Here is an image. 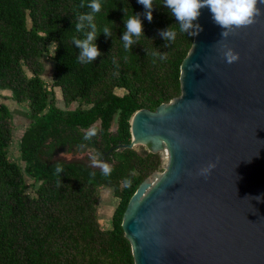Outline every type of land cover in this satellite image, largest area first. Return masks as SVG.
Wrapping results in <instances>:
<instances>
[{
  "label": "trees",
  "instance_id": "trees-1",
  "mask_svg": "<svg viewBox=\"0 0 264 264\" xmlns=\"http://www.w3.org/2000/svg\"><path fill=\"white\" fill-rule=\"evenodd\" d=\"M89 3L0 0V88L26 103L31 118L20 140L22 167L9 157L13 117L0 104V264H135L123 218L141 184L160 169L162 157L129 146L131 120L137 111H155L182 94L181 67L195 36L178 32L165 47L159 33L177 21L164 0H153L151 22L138 0H103L95 22L98 29L109 26L112 36L101 33L96 41L101 55L81 64L73 37L83 38L75 24L79 14L90 11ZM133 12L141 14L145 35L126 51L121 37L125 17ZM52 43L53 85L66 104L80 102L76 109L57 106L42 77V58ZM158 50L165 60L152 55ZM92 128L97 134L85 140ZM89 148L109 163V176L102 167L59 156ZM57 164L63 166L59 175ZM28 179L38 184L35 196L27 192ZM101 187L112 188L118 198L107 228L99 220Z\"/></svg>",
  "mask_w": 264,
  "mask_h": 264
},
{
  "label": "water",
  "instance_id": "water-1",
  "mask_svg": "<svg viewBox=\"0 0 264 264\" xmlns=\"http://www.w3.org/2000/svg\"><path fill=\"white\" fill-rule=\"evenodd\" d=\"M198 23L182 94L131 120L129 146L169 159L132 197L125 236L135 264H264V12L227 38L207 7ZM226 49L239 59L227 63Z\"/></svg>",
  "mask_w": 264,
  "mask_h": 264
},
{
  "label": "clouds",
  "instance_id": "clouds-1",
  "mask_svg": "<svg viewBox=\"0 0 264 264\" xmlns=\"http://www.w3.org/2000/svg\"><path fill=\"white\" fill-rule=\"evenodd\" d=\"M138 3L144 6L146 10L144 15L151 22L153 19V0H138ZM163 5L167 7L171 16L177 21L159 33L168 42L165 47L176 40L178 32L196 36L203 31V27L198 23V18L205 7L209 9L213 22L222 30L220 33L222 38H227L235 29L253 24L256 18L264 12V7H262L264 6V0H164ZM87 7L90 11L79 14L75 24L76 31L83 32V38L73 37V44L80 49L78 62L81 64L91 63L101 55V50L96 43L101 33L112 36L109 26L105 25L102 29H98L95 22L96 14L102 10L103 0H90ZM142 35L145 34L141 14L133 12L131 16L126 15L125 31L121 37L123 48L126 51L132 50V47L139 43ZM149 54L147 51V55ZM152 55L158 57L161 61L167 58L166 54L159 50L152 53ZM222 55L229 64L239 59V54L232 49L224 50ZM96 134L97 130L92 128L85 133L84 139L90 140ZM215 166V163H209L201 168L200 175L210 174ZM111 171L112 169L107 163L103 164L102 174L104 176H109ZM62 172L63 166L60 164L55 165V174L59 175ZM126 183L127 186H130L131 180Z\"/></svg>",
  "mask_w": 264,
  "mask_h": 264
},
{
  "label": "rangeland",
  "instance_id": "rangeland-1",
  "mask_svg": "<svg viewBox=\"0 0 264 264\" xmlns=\"http://www.w3.org/2000/svg\"><path fill=\"white\" fill-rule=\"evenodd\" d=\"M55 50L54 44H50V51L48 54L44 55L42 58V61L44 63V72L42 74V77L44 79V82L47 85L48 89L53 90V96L55 98V103L57 106L64 110H73L80 106L79 101L72 102L71 104H66L62 91L59 87L53 85V71H54V60H53V53ZM6 104L12 113V124H13V140L12 143L8 149L9 151V157L12 160L17 161L22 167H24V163L21 159V154L19 150L20 146V140L21 137L26 130V128L29 126L31 122V118L29 116V107L26 103H19L16 100H14L12 96V92L8 89H1L0 88V104ZM117 118H115V122L113 123L112 130L115 131L117 127L116 123ZM135 148L139 152H143L144 150L150 151L149 148L143 144V143H137L135 145ZM161 157H162V164L160 166V169L153 172L149 176V180L151 181V185L147 188L145 194H148L150 190L153 188V186L156 184V182L160 179V177L163 175L167 164H168V149L163 148L159 150ZM59 156L65 160H84L96 167H103V164L106 162L98 155L94 154L93 149H87L84 152L81 151H64L59 154ZM109 165V163H107ZM28 186H27V192L35 196L36 195V188L38 184L32 185L31 180L28 179ZM98 211H99V220L101 225L104 228L111 226L112 221V213L115 209V206L118 203V198L114 195L113 189L109 187H101L98 190Z\"/></svg>",
  "mask_w": 264,
  "mask_h": 264
}]
</instances>
